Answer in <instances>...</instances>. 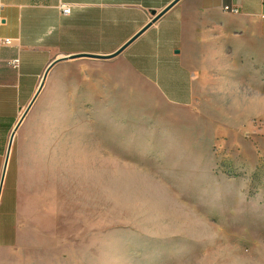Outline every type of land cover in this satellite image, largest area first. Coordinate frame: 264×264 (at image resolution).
Returning a JSON list of instances; mask_svg holds the SVG:
<instances>
[{
    "label": "rangeland",
    "instance_id": "374dc122",
    "mask_svg": "<svg viewBox=\"0 0 264 264\" xmlns=\"http://www.w3.org/2000/svg\"><path fill=\"white\" fill-rule=\"evenodd\" d=\"M252 65L213 73L188 105L124 61L77 56L47 73L10 146L20 197L0 264H264Z\"/></svg>",
    "mask_w": 264,
    "mask_h": 264
},
{
    "label": "crops",
    "instance_id": "0c3cea01",
    "mask_svg": "<svg viewBox=\"0 0 264 264\" xmlns=\"http://www.w3.org/2000/svg\"><path fill=\"white\" fill-rule=\"evenodd\" d=\"M0 0V178L11 131L47 73L70 55L114 57L177 105L190 104L213 73L264 69V0ZM60 4L70 6L68 14ZM225 6L236 9L230 12ZM18 59L13 68L9 61ZM90 61H86V63ZM47 75V74H46ZM6 166L0 190V247L15 240L20 188Z\"/></svg>",
    "mask_w": 264,
    "mask_h": 264
},
{
    "label": "water",
    "instance_id": "95a60500",
    "mask_svg": "<svg viewBox=\"0 0 264 264\" xmlns=\"http://www.w3.org/2000/svg\"><path fill=\"white\" fill-rule=\"evenodd\" d=\"M177 0H172L171 3H169L164 9H162L161 11H159L158 13H155L154 11H151L153 15L151 21L148 23L150 24L151 22H154L164 11H166L172 4H174ZM136 36V35H135ZM134 36V37H135ZM134 37L130 38L128 41H126L121 47H119L115 52L108 54V55H93V54H86V55H70L69 58H74L77 56H86V57H91V58H102V59H108V58H112L115 55H117ZM57 59L53 60L48 67L45 69L42 79L40 81V83L38 84V87L35 91V93L33 94V96L31 97L30 101L27 103V105L24 107V109L22 110L21 115L19 116L17 122L15 123L11 134H10V138H9V142H8V148H7V152H6V156L4 159V163H3V168H2V175L0 178V190H1V186H2V182H3V177H4V172L7 166V162H8V156H9V151H10V146H11V142H12V138H13V134L16 131V129L18 128L21 120L23 119L24 115L26 114L27 110L29 109V107L31 106V104L33 103V101L35 100L38 92L40 91L42 85H43V81L46 77V74L48 72V69L50 68V66L56 61Z\"/></svg>",
    "mask_w": 264,
    "mask_h": 264
},
{
    "label": "built area",
    "instance_id": "2783aa9c",
    "mask_svg": "<svg viewBox=\"0 0 264 264\" xmlns=\"http://www.w3.org/2000/svg\"><path fill=\"white\" fill-rule=\"evenodd\" d=\"M224 9L230 12H236V9L232 7L225 6ZM60 11L62 14L66 15L70 11V6L67 4H60ZM11 42H12L11 38H6V37L0 38L1 45H9L11 44ZM9 65L13 68H16L18 66V59H12L11 61H9Z\"/></svg>",
    "mask_w": 264,
    "mask_h": 264
}]
</instances>
